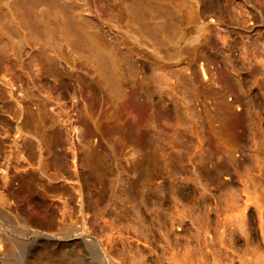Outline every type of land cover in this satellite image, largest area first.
Wrapping results in <instances>:
<instances>
[{
	"label": "rangeland",
	"instance_id": "obj_1",
	"mask_svg": "<svg viewBox=\"0 0 264 264\" xmlns=\"http://www.w3.org/2000/svg\"><path fill=\"white\" fill-rule=\"evenodd\" d=\"M259 1L264 4V0ZM102 2L88 0L83 21L77 26L66 19V12L52 10L57 23L68 25L78 52L72 53L64 73L54 71L56 89L43 84L42 72L36 77L38 87L25 89L30 97L25 91H15L18 99L24 96L21 101L25 105L44 104L45 135L56 131L61 138L60 152L68 158L67 167L60 171L64 174L61 179L41 177L45 187L41 190L42 209L53 214L56 226L63 227L68 215L78 225L82 221L88 224L95 196L94 186L86 185L83 170L87 166L104 169L113 174L107 177V183L124 186L131 180L130 171L138 168L143 172L138 183L142 187L152 184L157 190L148 210L139 205L148 219L144 225L153 222L155 243L146 245L143 240L129 238L143 258L157 256L158 264H239L245 258L241 264H256L260 253L255 255L254 250H264V214L251 201L246 203V196L264 202L263 190L256 185L260 171L252 169L250 157L237 168L233 161L237 153L220 151L217 122L204 119L199 48L183 62L169 60V49L164 45L161 50L165 62L157 68L154 40H137L135 29L126 28L120 9L102 7ZM211 29L212 36L219 30L242 42L230 23L212 25ZM48 41L60 42L63 48L66 45L60 31ZM24 42L25 51L36 52L38 43ZM216 43L211 51L230 52L226 43L218 39ZM87 45L103 54V59L89 56L88 49L83 48ZM256 45L264 60V26ZM215 69L213 77L220 71ZM0 117L9 122L0 125L1 191L3 175L15 186V174L25 166L34 170L36 162L16 158L20 153L27 157L30 149L16 132L14 118L6 112ZM87 151L101 154L102 161L91 160L85 166L73 157ZM108 201L106 195L101 205L107 207ZM112 220V213L105 209L98 222L109 224ZM89 232L97 237L94 230ZM87 252L86 264H96L91 251Z\"/></svg>",
	"mask_w": 264,
	"mask_h": 264
},
{
	"label": "bare ground",
	"instance_id": "obj_2",
	"mask_svg": "<svg viewBox=\"0 0 264 264\" xmlns=\"http://www.w3.org/2000/svg\"><path fill=\"white\" fill-rule=\"evenodd\" d=\"M102 1V7L120 9L126 28L135 29L136 39L151 37L154 40L157 68L165 62L161 50L164 45L169 49V60L183 62L199 48L204 119L217 122L220 151L222 154L227 150L237 153V157H233L237 168L247 161L246 158H251L252 169L260 171L256 185L264 195V60L259 57L256 45L264 26V4L259 0ZM87 5L88 0H0V115L6 112L14 118L16 132L30 149L27 157L20 153L16 158L36 162L34 170L25 166L15 174L18 175L15 186L7 175H3V190L0 191V264H86L88 250L98 264H158L157 256L143 258L144 255L129 241L134 237L143 240L141 242L146 245H153L156 240L153 222L144 225L148 219L142 214L141 207L150 208L157 190L152 184L142 187L138 183V178L143 175L140 169L130 171L131 180L124 186L112 181L107 183V177L113 175L111 172L85 164L91 160L102 161L101 154L90 151L74 153L73 157L88 167L82 172L86 185L89 188L94 186L95 199L88 224L82 221L78 225L68 215L63 227L56 226L53 214L42 209L40 202L44 193L41 190L45 189L41 177L51 181L61 179L64 174L60 171L67 167L68 158L60 152L61 138L58 133L45 135L44 104L25 105L22 103L24 96L18 99L15 91H25V96L30 97L25 89L37 88L36 77L42 72L45 73L43 84L56 89L54 71L57 69L64 73L72 53L78 50L68 32V25L57 23L52 10L66 12L69 17L66 16V19L77 26L83 21ZM223 23L232 24V32L240 36L242 42L238 37L230 38L231 33L224 34L219 30L216 36H212L211 26ZM58 31L64 34L65 47L69 46L70 50L63 48L60 42L48 41L55 39ZM216 37L226 43L229 53L211 51L217 44ZM24 40L39 44L35 53L24 50ZM83 48L88 49L89 56L98 55L100 60L104 57L92 46ZM215 68L220 71L213 77L217 73ZM5 123L9 122L0 117V125ZM2 158L0 152V163ZM3 171L7 173L6 169ZM106 195L109 196L107 207L101 205ZM246 197L247 201H244H251L250 204L255 205L263 215L264 202L259 203L258 198L250 194ZM105 209L112 213L113 220L109 224H105L107 221L100 224L98 219ZM90 229L97 233V237L89 232ZM124 233L129 236L123 237ZM257 250L253 252L255 255L260 253L257 256L259 259L255 258L256 264H264V250ZM253 254L250 255L252 261ZM244 259H241L242 262Z\"/></svg>",
	"mask_w": 264,
	"mask_h": 264
}]
</instances>
